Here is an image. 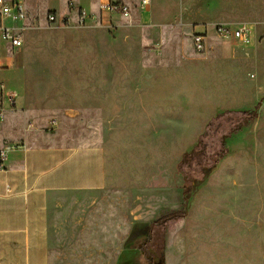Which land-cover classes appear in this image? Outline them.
Wrapping results in <instances>:
<instances>
[{"label": "crops", "instance_id": "1", "mask_svg": "<svg viewBox=\"0 0 264 264\" xmlns=\"http://www.w3.org/2000/svg\"><path fill=\"white\" fill-rule=\"evenodd\" d=\"M83 1L86 7L69 0L63 15L50 8L47 13H55L57 22L50 24L44 15L40 25L41 20L32 23L27 0H23L28 13L24 45L14 54H5L6 67L0 69V152L10 148L6 159H0V264H53L51 225L62 196L99 195L110 205L104 227L115 228L117 218L130 217L133 222L128 227L135 233L139 218L150 224L166 213L185 208L184 181L178 165L187 150V130L196 126L193 121L187 122V108L192 109L189 102L192 106L199 102L203 82L197 77L187 79L178 62L167 65L166 45L173 34L166 28L180 24L171 22L173 6L153 0L147 9L156 5L157 13L142 20L140 12L134 14L140 10L141 0L137 1L138 8L121 0ZM105 3L127 5L130 17L102 14ZM160 8L164 12L159 13ZM81 9L88 15L85 26L78 24ZM95 11H99L98 16H94ZM133 14L139 18H133ZM166 15L168 21L163 20ZM65 21H69V27L64 26ZM262 24L263 21L228 22L219 18L203 22L205 27L200 31L194 22L189 21L188 26L194 33L206 35L209 55L198 58L204 61L219 53L237 59L231 40L219 39L214 31L211 34L218 43L207 41L208 26H246L254 37ZM40 29L61 31L59 43L65 40L70 47L66 51L58 49L53 55L60 58L67 54L73 65L49 68L51 79L62 85L59 90L68 97L48 98L44 93L53 88L46 89L43 82L31 80V72L35 74L36 69L27 67L26 43L28 33ZM96 30L113 32L114 40L121 32H140L146 35V42L139 51L98 50L88 44L90 31ZM120 37L118 43L124 41L130 46L132 39L128 35L123 40ZM185 57L195 58L186 53ZM186 80L193 88L190 94ZM259 92L258 88L256 99ZM229 107L232 106H226ZM214 112L216 115L219 111ZM211 113L193 135L190 147L201 136L198 134L207 120L212 119ZM259 120L260 117L252 124ZM224 164H219L211 179ZM236 186L240 187L237 182ZM203 190H198L187 216L177 224L189 221L196 211L207 215L201 212L210 210L202 204ZM95 204L96 201L92 207ZM258 249L264 258V245H258Z\"/></svg>", "mask_w": 264, "mask_h": 264}, {"label": "rangeland", "instance_id": "2", "mask_svg": "<svg viewBox=\"0 0 264 264\" xmlns=\"http://www.w3.org/2000/svg\"><path fill=\"white\" fill-rule=\"evenodd\" d=\"M68 1L27 0L32 23L41 20L42 25L43 17H47L50 8L58 9L60 15L65 14ZM73 1H78L83 7L87 6L83 0ZM137 1L121 0L131 7H136ZM162 1L173 6L172 11L166 10L168 13L173 12L171 22L175 23L176 20L180 23L166 28L173 34L166 45V51L169 53L167 65L172 66L178 62L187 79L197 77L203 82L199 102L196 106L190 105L189 102L192 109L187 108L186 118L190 119H187V122L193 121L196 126L193 130H187L186 152L198 142L200 137H196L192 146H189L194 134L202 127L204 118L211 112L210 118L215 116L214 110L225 111L229 105L232 107L227 110L253 111L257 108V118L260 117L256 124L254 122L228 139L227 147L231 153L225 157L227 160L222 159L221 161H224L219 162L225 163L224 166L212 179L209 177L200 186L199 190L204 189L202 204L210 209L208 212H201L207 215H200L196 211L189 221L181 224L175 222V226H168L164 246L165 264H264V258L260 257L258 249V245H264V24L256 28L252 47L231 40L230 44L237 59L219 53L204 61L198 58L205 59L209 53L206 49L201 53L196 51L193 44L195 30L188 26L189 21L194 22L198 31L205 27L203 22L219 18L228 22L264 23V0ZM156 8V5L149 10L140 8L139 11L135 10L134 14L140 12L142 20H149L157 13ZM98 12L95 11L94 16H98ZM158 12L162 13L164 10L160 8ZM134 14L133 18H139V15ZM163 20L168 21L169 16L166 15ZM208 30L210 35H207V41L218 43L211 34L214 32V26H208ZM90 32L92 35L88 37V44L98 50L117 48L139 51L146 42V35L143 36L140 32H121L117 34L116 40L113 39V32ZM61 35V31H30V39L26 43L27 67L36 69L35 74L31 72L30 75L28 72V76L33 77L32 81L43 82L44 88L47 85L46 89L53 88L44 93L51 99L69 96L59 90L62 85L51 79L49 73L51 67L66 69L73 65V59L69 55L64 54L60 58L53 55L58 49L70 50L65 40L59 43ZM126 35L132 39L130 46L124 41L118 43L119 37L123 40ZM103 36L106 38H102ZM114 41L116 44H113ZM150 48L151 46L146 47L147 50ZM163 48L164 45L160 49ZM185 53L195 58L186 59ZM219 76L223 77L221 81ZM186 85L187 94H190L193 88L188 86V81ZM258 88L260 96L256 99ZM209 121L207 120L198 136L204 133ZM68 130L73 128L68 127ZM212 140L207 141L210 155L216 150V145L212 144L215 141ZM13 145L15 146V143ZM236 182L242 191H239L240 187L236 186ZM95 201L96 204L92 207ZM99 201L101 207L96 209ZM187 201L185 205L188 204L186 207L189 210L193 199L189 203ZM58 203L61 206L57 208V218L51 225V238L55 244L51 245L53 264H149L139 246L147 238L154 221L149 224V220L139 218L138 231L135 233V229L128 227L133 218H117L115 224H120L121 227L117 225L118 227L108 230L103 224L108 220V214L110 215V205L102 201L99 195L62 196ZM161 232V229H156V241L160 240ZM151 246L155 253L159 254V245Z\"/></svg>", "mask_w": 264, "mask_h": 264}, {"label": "trees", "instance_id": "3", "mask_svg": "<svg viewBox=\"0 0 264 264\" xmlns=\"http://www.w3.org/2000/svg\"><path fill=\"white\" fill-rule=\"evenodd\" d=\"M258 117V109L248 110H225L218 112L207 124L204 133L200 136L195 146L186 152L179 165L178 172L184 180V193L187 203L195 196L200 186L203 185L219 162L231 151L227 147V141L236 133L249 127ZM213 139L216 150L209 154L208 140ZM209 150V151H208ZM197 170V171H196ZM188 205V204H187ZM187 205L184 209L169 212L153 222L146 239L140 244V251L146 256L149 264H165L164 246L165 235L168 226L187 216ZM156 229H161L162 234L159 241L155 240ZM157 242L156 244H154ZM151 245H159V254Z\"/></svg>", "mask_w": 264, "mask_h": 264}, {"label": "built area", "instance_id": "4", "mask_svg": "<svg viewBox=\"0 0 264 264\" xmlns=\"http://www.w3.org/2000/svg\"><path fill=\"white\" fill-rule=\"evenodd\" d=\"M152 2L153 0H141L140 6L149 8ZM100 12L109 15L119 14L125 18L130 17L129 7L121 3H105ZM87 16L86 11L82 9L78 11L79 26H85ZM27 18L28 13L23 0H0V69L6 67L5 54H14L23 47ZM47 21L50 24L56 23L55 13H48ZM64 26L69 27V21H65ZM214 31L219 39L237 40L244 46H250L254 39L253 32L246 26L216 25ZM205 36L199 33L193 35L194 48L200 53L206 49ZM9 149L1 150L0 159L2 161L6 159Z\"/></svg>", "mask_w": 264, "mask_h": 264}]
</instances>
